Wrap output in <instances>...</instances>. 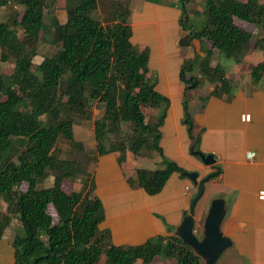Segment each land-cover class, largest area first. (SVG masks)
<instances>
[{
  "label": "trees",
  "instance_id": "obj_1",
  "mask_svg": "<svg viewBox=\"0 0 264 264\" xmlns=\"http://www.w3.org/2000/svg\"><path fill=\"white\" fill-rule=\"evenodd\" d=\"M100 1L109 3L104 23L95 16ZM203 1L201 18L193 20L188 0H179L180 25L190 33L188 45L199 43V51L183 60L179 72L184 84L182 122L194 150H199V133L189 106L190 90L208 80L210 94L228 93L231 80L219 58L242 61L250 47L264 48L262 38L251 45L252 33L235 22L239 18L264 29V3ZM10 3L21 6L22 14L10 24L0 21V67L10 59L14 62L10 75L0 72V238L9 237L15 264H100L102 257V264H151L162 249L175 264H204L174 234L138 245L113 244L109 231L98 228L104 209L92 178L85 173L80 189L62 188V180L76 177L82 167L79 159L60 158L56 143L60 136L77 142L72 117L90 118L91 101L102 107L94 120V159L115 152L121 164L127 151L136 156L143 149L160 155L156 168L138 167L127 177L130 186L154 194L173 172L185 171L164 156L159 144L170 101L148 75V49L139 50L131 40L129 7L115 0H65L66 17L59 21L54 14L57 0H0V7ZM41 39L58 49L34 65L33 52ZM263 74L264 62L252 65L254 82ZM149 107L157 110L153 121L143 112ZM51 175L52 184L41 186ZM23 182L24 191L19 189ZM3 195H8L7 210L16 215L22 233H6L10 218L1 210Z\"/></svg>",
  "mask_w": 264,
  "mask_h": 264
},
{
  "label": "crops",
  "instance_id": "obj_2",
  "mask_svg": "<svg viewBox=\"0 0 264 264\" xmlns=\"http://www.w3.org/2000/svg\"><path fill=\"white\" fill-rule=\"evenodd\" d=\"M130 2L131 40L139 50L148 49V75L155 82V89L170 101L159 144L168 159L185 171L198 172L200 179L212 169L192 153V139L182 122L184 84L179 72L183 60L193 57L194 51L188 45L178 44L187 33L180 25V2ZM256 58L254 64L264 62L262 56ZM226 76L231 80L228 93L210 94L211 83L195 97L191 91L190 110L199 133L198 149L213 154L220 169L216 177L204 182V204L194 214V222L195 226H202L210 204L205 203L206 198H224L226 213L220 227L232 240L230 247L240 264H264V198L259 197L264 191V74L258 82L250 76L248 81L231 78L228 73ZM245 113L249 120L242 119ZM250 150L256 154L248 159L246 152ZM140 155L143 154L134 156L127 151L120 164L115 152H107L95 159L91 170L94 193L104 209L98 228L109 231L115 245H138L148 238L174 234L196 191L192 181L178 172H173L154 194L130 186L127 177L134 176L138 167L146 168L134 163ZM159 158L160 155L155 158L156 164ZM0 264H15L8 236L0 238Z\"/></svg>",
  "mask_w": 264,
  "mask_h": 264
},
{
  "label": "rangeland",
  "instance_id": "obj_3",
  "mask_svg": "<svg viewBox=\"0 0 264 264\" xmlns=\"http://www.w3.org/2000/svg\"><path fill=\"white\" fill-rule=\"evenodd\" d=\"M117 2H121L123 5H127V7L130 8L131 2L130 0H115ZM178 0H174V2ZM245 1V0H242ZM260 2L264 3V0H259ZM204 1L203 0H188V3L186 5L187 10L189 11V15L194 20L196 18H201L202 15L201 12L203 10ZM22 14V7L15 4H7L5 6L0 7V21L9 23L12 21V18L16 17L18 20L20 19ZM54 14L59 19V21H64L66 17V11H65V0H57V4L54 9ZM109 3L100 1L99 2V8L97 12H95V16L98 17L103 23L105 22V18L109 17ZM46 24H48L49 20L46 17L45 18ZM235 22L237 25L241 26L242 28L250 31L252 33V39H251V45L257 41L258 38H262V43L264 44V29L255 27L254 25L247 23L243 20H240L239 18H235ZM207 46L210 45V42H205ZM190 48L192 51H199V43L196 40H193L191 42ZM58 49L57 46L51 44L49 40L41 39L36 46V49L33 52L32 61L34 65L40 63L42 59L45 56H50L53 53L56 52ZM257 50L256 46H252L249 48L247 54L243 58L242 61H235L232 58H226V57H218V51L215 49L213 51V57L214 60L219 58L218 62L225 68L226 73L229 74V77L231 78H240V80L248 81L247 77L250 76V70L252 68V65L255 63L256 55H260L264 58V48ZM252 52V53H250ZM216 61V60H215ZM14 62L13 59H10L7 62L1 63L0 72L3 74V76H8L13 71ZM156 72V70L154 69ZM241 76V77H240ZM251 77V76H250ZM243 81V82H244ZM210 84L208 80H203L200 82L197 90H193V97L196 96V94H200L205 92L207 86ZM184 86V85H183ZM190 90V100H191V91ZM184 93V92H183ZM184 98V95L182 96ZM182 98V101H183ZM190 100H189V106H190ZM90 110H91V116L88 119H84L81 117H78L77 115L73 116V131H74V137L77 141L76 143H72L63 136H60L57 143H56V153L58 156L62 159H79L81 161V167L82 171L74 178L66 179L64 178L62 180V188L66 192H71L80 189L81 187V176L86 173L85 176H88V178H91V170L93 168V164L95 159L93 156L95 155V145L96 141L94 138V120L98 117H100L102 113V107L99 106V104L95 103L94 101H91L90 104ZM183 107V106H182ZM155 108H143V112L145 115V118L147 121H153L155 118L156 113ZM190 138V137H189ZM192 143V142H191ZM141 152H143L142 156L135 157L134 163L139 166H144L146 168H156L158 164L155 163V158H157L159 155H153L150 150L143 149ZM151 155V156H150ZM153 155V156H152ZM146 156V157H144ZM165 156V155H164ZM168 158L167 156H165ZM161 159V158H159ZM158 159V160H159ZM130 163V162H129ZM131 164V163H130ZM137 165V166H138ZM130 166V165H129ZM85 176L83 178H85ZM82 178V179H83ZM53 182V176H49L41 186H49ZM27 183L23 182L21 183L19 189L22 191L26 190ZM204 194L198 199V201L195 204L194 208V214L202 208L204 204ZM217 196V195H214ZM215 198V197H214ZM8 199V195L2 196V203H1V210L3 213L9 216L10 223L9 226L6 229V233L9 235H13L14 233H22L21 224L19 220L17 219L16 215L13 212H10L7 210V206L5 201ZM213 199V198H212ZM206 198L205 203L207 204L212 200ZM49 212L54 216L56 219V214L52 207L49 208ZM195 233L198 237H201L202 232V226L197 225L194 227ZM104 260V257L101 258L100 264H102V261ZM137 264H141L140 261L137 262ZM151 264H175L174 259L172 257H169L166 255L165 250L162 249V251L155 256L154 260ZM216 264H240L239 257L236 256V254L233 252V248L229 247L226 249L218 258L216 261Z\"/></svg>",
  "mask_w": 264,
  "mask_h": 264
},
{
  "label": "water",
  "instance_id": "obj_4",
  "mask_svg": "<svg viewBox=\"0 0 264 264\" xmlns=\"http://www.w3.org/2000/svg\"><path fill=\"white\" fill-rule=\"evenodd\" d=\"M189 36L190 33L187 32L179 39L178 44L181 46L188 45ZM192 153L198 156L202 163L210 166L212 171L200 179H198V172L196 171L182 172V176L190 179L195 185L196 191L190 201L188 212L175 228L174 235L179 237L184 244L188 245L204 264H216L220 255L232 245V240L223 234L220 227L226 213L225 199L216 197L210 201L202 223L201 237L197 236L194 229V208L196 202L203 194L204 182L208 177L219 173L220 169L215 163L216 160L213 154H205L194 149H192Z\"/></svg>",
  "mask_w": 264,
  "mask_h": 264
},
{
  "label": "built area",
  "instance_id": "obj_5",
  "mask_svg": "<svg viewBox=\"0 0 264 264\" xmlns=\"http://www.w3.org/2000/svg\"><path fill=\"white\" fill-rule=\"evenodd\" d=\"M241 117H242V119H244V120H249L250 119V116H249V114H242L241 115ZM255 152L254 151H252V150H250V151H247L246 152V157L248 158V159H251V158H253L254 156H255ZM259 197L260 198H264V191H261L260 193H259Z\"/></svg>",
  "mask_w": 264,
  "mask_h": 264
}]
</instances>
